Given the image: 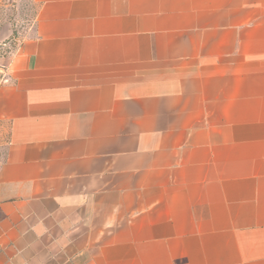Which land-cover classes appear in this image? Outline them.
<instances>
[{
	"label": "crops",
	"instance_id": "1",
	"mask_svg": "<svg viewBox=\"0 0 264 264\" xmlns=\"http://www.w3.org/2000/svg\"><path fill=\"white\" fill-rule=\"evenodd\" d=\"M34 1L0 264H264V0Z\"/></svg>",
	"mask_w": 264,
	"mask_h": 264
},
{
	"label": "rangeland",
	"instance_id": "2",
	"mask_svg": "<svg viewBox=\"0 0 264 264\" xmlns=\"http://www.w3.org/2000/svg\"><path fill=\"white\" fill-rule=\"evenodd\" d=\"M36 10L34 0H0V82L5 78L2 59L29 37Z\"/></svg>",
	"mask_w": 264,
	"mask_h": 264
}]
</instances>
